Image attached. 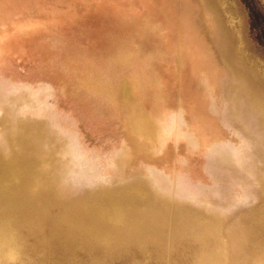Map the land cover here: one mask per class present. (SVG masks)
I'll list each match as a JSON object with an SVG mask.
<instances>
[{
  "label": "rangeland",
  "instance_id": "374dc122",
  "mask_svg": "<svg viewBox=\"0 0 264 264\" xmlns=\"http://www.w3.org/2000/svg\"><path fill=\"white\" fill-rule=\"evenodd\" d=\"M213 8L264 70V0H0V157L11 159L13 150L35 160L58 199L45 221L23 230L31 264H90L85 238L67 229L64 213L97 191L132 185V197L144 194V211L156 209L159 220L215 222L216 244L200 246L187 234L174 239L168 253L183 251L192 264L198 253L235 254L251 240L243 260L264 264V226L257 225L264 215L258 212L264 208V97L258 94L264 86L231 59L230 38ZM124 84L131 98L122 95ZM10 90H27L24 99L42 108L34 112L23 98L5 96ZM239 105L249 119L235 111ZM49 119L57 127L42 122ZM17 137L27 142L24 151L15 145ZM167 183L179 199L171 198ZM198 203L203 207L192 205ZM75 221L84 220L69 223ZM97 244L93 256L118 264L125 263V253L130 260L164 262L151 242L146 248ZM227 259L222 264H235Z\"/></svg>",
  "mask_w": 264,
  "mask_h": 264
},
{
  "label": "bare ground",
  "instance_id": "6f19581e",
  "mask_svg": "<svg viewBox=\"0 0 264 264\" xmlns=\"http://www.w3.org/2000/svg\"><path fill=\"white\" fill-rule=\"evenodd\" d=\"M191 12H189V13H191ZM192 22H194V21H192ZM133 33H134V31H133ZM152 85H153V83H152ZM157 89H158V87H157ZM138 92H140V91H138ZM122 95L125 98H131L130 89H129V86L127 84H124L122 86ZM152 96H153V94H152ZM4 98L5 97L3 96L2 99H4ZM36 98H37V96H36ZM10 99H11V97H10ZM14 101H15V103L17 102L16 100H14ZM42 101H43V99H42ZM28 102H30V101H28ZM7 103H10V102L8 101ZM53 104H54V101H53ZM48 105H49V103H48ZM16 106H18L17 103H16ZM40 108H42V107H40ZM31 110L34 111L35 109H31ZM37 110H38V108H37ZM167 110H169V109L167 108ZM13 111H15V109ZM53 111H54V109H51V112H53ZM17 112H19V111H17ZM10 113H12V112H10ZM44 113H46V112H44ZM92 113H94V112H92ZM14 114L15 113H13L12 116H14ZM37 114L35 117H37L39 115V114L38 115ZM42 115H43V113H42ZM51 115H53V114H51ZM10 116H11V114H10ZM28 116H30V114ZM46 116H48V113ZM99 116L100 115H98V117ZM106 116L104 118H106ZM8 117H9V115H8ZM53 117L55 120V116H52V118ZM99 118H101V117H99ZM40 119H43V118L41 117ZM56 119H58V118H56ZM9 120H11L10 117H9ZM50 120H52V119H49L47 121H50ZM56 121L57 120H55V122ZM105 122H102V123H105ZM136 123H137V125L140 124V125L145 126L147 128L149 127V123L144 124V121H139ZM58 124H61V123L58 122ZM64 125H65V123H64ZM100 127H102V126H100ZM258 131H260V130H258ZM5 132H7V131H5ZM0 135H2V133ZM56 135H57V133L55 134V136ZM120 142H121V140H120ZM25 143H27V142L24 141L23 139H20V137H17L15 140V145H17L20 150L29 147L28 144L25 145ZM13 145L14 144H12V146ZM3 148H4V146H3ZM34 148H35V146H34ZM38 148H39V146H38ZM41 148H42V150H44L42 146H41ZM189 148H191V147H189ZM21 151H24V150H21ZM12 152H13V154H11L12 158L9 160H3V158L1 159V157H0V264H31V260L26 259L24 257V253H23L26 250L25 241H23L24 237H25V236H23V233H24L23 230L30 227V226H33L34 224L35 225L40 224V222L45 221L44 218H48V216H47V214L49 213L47 210L48 206L51 205L52 203L56 204V201H58V199H57V196L54 193V190L52 188V182L49 181L47 177L39 175L38 163L35 160H33L32 158H23L22 155L20 154V152H15L13 150H12ZM3 155H4V153H3ZM124 162H126V161H124ZM116 164H117V162H116ZM62 166L65 167L64 165H62ZM115 167H117V166H115ZM140 167H142V166L140 165ZM91 169L93 171V168H91ZM84 170H85V168H84ZM87 170H88V168H87ZM125 171H127V170H125ZM55 172H58V171H55ZM60 173L61 172H59L58 174H60ZM66 173L67 172H65V173L63 172V174H65V175H66ZM81 173H83V172H81ZM84 173H87V172H84ZM77 174H79V173L77 172ZM173 174H172V176H173ZM54 175H56V173L53 174V177H54ZM93 175H94V173H93ZM139 175H141V174H139ZM56 176L57 177H54V178L58 179V175H56ZM121 179H122V177H121ZM121 179H120V181L122 182ZM71 180H69V181L71 182ZM74 180H76V179H74ZM56 184H58V183H56ZM114 185H116V184H114ZM117 185H119V184H117ZM69 186H71V185H69ZM132 186H134V185H132ZM132 186L126 187L124 189L97 191L90 198L83 200L82 202L77 203L76 205H71V206H73V210L70 211V213H68V212L64 213L63 217H65L66 224L69 225L67 229L72 227L76 231V233L78 234L79 238H81V237L85 238V240L83 242L86 243V247H87L86 252L90 255V260H91L90 264H118V263H115L111 257L106 258V257H100V256L99 257L93 256V250L91 247L97 244L95 241L96 238L98 240L97 245H99L101 247H102L101 244H104L106 246H110V245H121V244L126 245V244L130 243V244H134V246H138V247H140L138 245V244H140L141 248H146L145 245L148 242H151L157 246L153 251L159 250V252L161 254L163 252V256H165V257H163L164 262H159V261L152 258L155 261L153 263V260L150 261L149 259H147L144 256L139 257V258H136V257L133 258L132 257L130 260V259H128V256L125 253V263L124 264H187L186 256H185V253L183 251H175L173 253H168L170 246H171L170 245L171 242L174 239H176L177 237L183 238L187 234L191 235V237L199 238L200 246L212 244V243H214V244L217 243L215 240V237H214L216 235V231H217V228L214 225L215 222L212 224L210 223V224H207L206 226H204L201 223H199V222H197L194 219L189 218V217H181L180 219L174 218L171 221L159 220L157 215H156V213H157L156 209L152 208L150 210L144 211V206H146V204H147L146 202H148V201L146 200V197L144 196V194H141L139 196L140 199H137V197H135L136 196L135 194L137 191L135 189H133ZM134 188H136V187L134 186ZM35 191H38V193H35ZM42 195H45L44 199H42ZM132 195H135V196L132 197ZM151 199L154 200L153 197ZM69 207H70V205L63 207L62 211L64 212L65 211L64 209L69 208ZM162 208H164V206ZM168 212H169V216H171L172 212L169 210H168ZM74 214H75L76 219L74 217ZM242 214H241V216H243ZM201 215H203V214H201ZM244 215H245V213H244ZM252 215H255V214L252 213ZM252 217H254V216H252ZM78 219L84 220L83 224H80V225L75 224L76 221L73 224L69 223L71 220H78ZM235 219L237 221L238 218H235ZM232 223H233V221L231 222V224ZM220 224H221V222H220ZM233 225H234V223H233ZM257 225L259 227L263 228V226H264V215H261L259 217ZM237 227L238 226H236V228ZM249 230L250 229H248L247 231H249ZM244 237L247 238L245 233H244ZM88 238H93V241L92 242L89 241ZM80 240H82V239H80ZM79 243H81V242H79ZM251 244H253L252 241L247 240L246 244L242 246L241 252H238L235 254L231 253L230 255L227 254L228 256L226 254H223V253H208V252L198 253L199 255H197L196 258L192 260V264H222V262H224L225 259H227V258H229V260H230L229 262L234 261L235 264H243V263L244 264H250V263L246 262V260H243V259H245L244 258L245 250L247 251V249H248L247 247ZM128 247H130V245H128L125 248H128ZM145 253L148 254L147 251H145ZM169 254L172 255V258L169 256ZM94 257H97V258L94 259ZM257 257H259V256H255L252 258L256 259ZM78 260H80V259H78ZM242 260H243V263H241ZM118 262H119V260H118ZM78 263H80V262H78ZM39 264H60V263L57 261L49 262V261L45 260V261H41ZM61 264H69V263L67 261L63 260V263H61Z\"/></svg>",
  "mask_w": 264,
  "mask_h": 264
},
{
  "label": "water",
  "instance_id": "95a60500",
  "mask_svg": "<svg viewBox=\"0 0 264 264\" xmlns=\"http://www.w3.org/2000/svg\"><path fill=\"white\" fill-rule=\"evenodd\" d=\"M215 1V0H214ZM213 13H214V18L216 19V21H217V24H218V26L223 30V32L224 33H226V35H227V37L228 38H230V41H231V53H232V55H233V57L231 58V59H233L234 61H235V63L238 65V66H240V68H242L243 69V75L247 72H250V76L252 77V79L256 82V83H258V84H260V85H262V86H264V70L263 69H258V68H256V66L251 62V60L249 59V57L245 54V51L243 50V43H242V39H241V41L238 39V36H239V32L237 33V31L235 30V29H233V28H231V27H229L227 24H226V22L222 19V17L220 16V13H219V11H216L214 8H213ZM237 34V35H236ZM241 36V35H240ZM242 37V36H241ZM250 81V80H249ZM260 88V87H259ZM260 89H262V90H260V91H258V94L259 95H261V97H264V88L262 87V88H260ZM257 91V90H256ZM27 90L25 91V90H10L9 92H7V93H5L4 95H6V96H11V95H14L17 99H20V98H26V97H28L29 98V94L27 95ZM30 99H31V97H30ZM20 102V101H19ZM33 103V101H31V102H27V104H29V105H31ZM22 105H24V104H21V102H20V104H18V106H22ZM35 105V104H34ZM39 107H41V106H39ZM39 107H38V109H39ZM238 107V108H237ZM236 108H234L235 109V111L236 112H238V114H240V111H241V113H242V115H243V117L242 118H248L249 119V116H248V114H250V113H248V112H245V111H243L242 110V108H244L243 106H237ZM28 108H33V109H37L35 106H33V105H31V106H29ZM20 111H25L26 113H27V111L25 110V109H21ZM4 113L3 112H0V115H3ZM27 115H28V113H27ZM251 115V114H250ZM37 121V120H36ZM42 122H44V124L46 123L47 125L48 124H50V126H52V127H55V122H51V123H49V121H48V123H47V121H42ZM41 123V122H40ZM37 124H39L38 122H37ZM41 124H43V123H41ZM245 124L246 125H251V124H248V123H246L245 122ZM254 125V124H253ZM42 126V125H41ZM49 126V125H48ZM43 127V126H42ZM226 128H231V125H230V123H226V126H225ZM44 128H47L45 125H44ZM233 128H235L234 126H233ZM235 131V130H234ZM56 133H63V132H56ZM69 138V137H68ZM68 141H69V139H68ZM239 143H240V141H239ZM69 144H70V142H69ZM69 144H67V149H68V147H69ZM233 147V148H232ZM241 147H242V144H241ZM229 149H232L233 151H235L236 149H237V145H231V146H229ZM253 179L255 180V178L253 177ZM255 182L257 183V181L255 180ZM168 185H171L170 186V190H171V198H173L174 197V195H175V197L177 198V199H179L180 197L174 192V189H173V184H169V183H167V185L166 186H168ZM166 189V188H165ZM159 190L161 191V189L159 188ZM167 190V189H166ZM162 193V192H161ZM173 196V197H172ZM174 199V198H173ZM186 199V198H185ZM197 198H189L188 200L189 201H197L196 200ZM199 201H202L201 199L199 200ZM196 203V202H195ZM193 206L194 205H196L197 207H203V204H201V205H199V203L198 204H192ZM206 208L205 209H207V208H211V207H208V206H205ZM262 210H264V208L263 207H261V208H259V210H258V212H261Z\"/></svg>",
  "mask_w": 264,
  "mask_h": 264
}]
</instances>
